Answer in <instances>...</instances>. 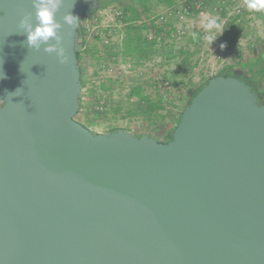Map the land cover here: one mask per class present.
I'll use <instances>...</instances> for the list:
<instances>
[{"label":"water","instance_id":"95a60500","mask_svg":"<svg viewBox=\"0 0 264 264\" xmlns=\"http://www.w3.org/2000/svg\"><path fill=\"white\" fill-rule=\"evenodd\" d=\"M97 7L63 0L62 64L19 27L38 24L32 0H0V264H264L259 94L215 75L167 141L92 131L78 44Z\"/></svg>","mask_w":264,"mask_h":264},{"label":"rangeland","instance_id":"374dc122","mask_svg":"<svg viewBox=\"0 0 264 264\" xmlns=\"http://www.w3.org/2000/svg\"><path fill=\"white\" fill-rule=\"evenodd\" d=\"M178 1L182 2L186 0ZM241 5V10L237 11V13H243L244 9L247 8L245 3L242 2ZM203 12L209 17L208 20L215 19L219 24V28L213 29L211 32L214 36V40L211 43L205 38L210 34L208 30L198 28L202 20L201 14L199 12L194 13L190 17V21L196 25V29L192 33H197L199 39L191 42V46L189 47H195V52L188 50L190 55L185 60L176 57L177 54L174 57L175 59L170 58V56L167 59L163 58L159 63H155L154 66L147 68L143 75L139 77L135 75V78L138 77L139 84L143 87L145 94H149L152 97H155L157 94V88H155L157 81L164 79L175 83L171 84L172 102L167 103L166 111L170 117L168 124L167 122H162L160 119L158 121L149 120L144 113L146 109L145 104L140 102L136 96L131 97L129 89L121 87L123 83L116 85L117 87L113 89L104 90L110 102L105 110L100 111L98 109V112L93 107L91 109V104H94V99L96 100L99 94L97 88L92 85V80L95 77L97 65L101 61V58L91 56L90 54L82 56L81 60V64L84 67L83 79L87 82L86 85L88 86H85L83 89L85 98L84 108L77 115V120L94 132H108L115 127L127 128L136 135H141L142 131H146V134H154L156 138L161 139L160 141H166L168 138L167 133L176 126L180 112L185 108L190 94L197 86L204 82L205 78L216 74L224 63L236 62L240 56H250L256 49L260 50L263 45V11L255 13L256 18H251V22L253 23L247 22V27L242 26L243 29L240 32L238 47L227 50H221L223 28L217 19H222L223 15L218 4L216 2L210 4L207 0H204ZM253 24L257 25L255 31L252 28L254 27ZM148 27L150 28L151 25L148 24ZM143 37L146 44L147 38L144 32ZM116 58L115 54L110 56V60H116ZM178 60H181L179 67ZM207 66L208 69H206Z\"/></svg>","mask_w":264,"mask_h":264},{"label":"built area","instance_id":"2783aa9c","mask_svg":"<svg viewBox=\"0 0 264 264\" xmlns=\"http://www.w3.org/2000/svg\"><path fill=\"white\" fill-rule=\"evenodd\" d=\"M242 2L245 3V0ZM194 6L202 17L198 28L206 29L205 25L209 17L203 12V1L194 0ZM241 7L242 5L237 7L238 12ZM197 12L186 0L164 8L157 14L148 15L147 18L139 21V23L145 22L151 25L150 28L148 25L146 28L147 42L150 44L154 42L155 45H158V52L151 59L142 60L141 63H137L124 54L126 27L129 22L126 20V12L122 4L115 2L97 8L91 14L84 16L80 20L83 32L81 36L79 35L78 50L81 51L82 56L92 52L101 58L92 80V85L99 91L96 99L97 108L100 111L105 110L110 103L103 85L114 87L118 83L126 85L134 83L135 75L138 77L143 75L147 68L163 59V55L169 47L168 40L164 41L163 39L164 35L168 34L169 40L177 43L196 29V25L190 21V17ZM110 52L116 55V60H110ZM162 87L171 88L170 81L164 79L157 81L155 88L162 89Z\"/></svg>","mask_w":264,"mask_h":264},{"label":"trees","instance_id":"16d2710c","mask_svg":"<svg viewBox=\"0 0 264 264\" xmlns=\"http://www.w3.org/2000/svg\"><path fill=\"white\" fill-rule=\"evenodd\" d=\"M97 1H98L97 8L105 7L115 2H118L123 5L124 10L126 12V20H128L129 22V24L126 27L127 37H125L124 54L127 57L135 60L137 63H141L142 60H145L148 58L146 48L144 47L145 41L143 37V32L147 28L148 24H146L145 22L139 23V21H142L143 19L147 18L148 15L153 14V12H151L152 10L151 3H155L156 5L167 8V7L176 5L178 2V0H97ZM187 1L190 4H192L193 10L197 12V10L194 8L195 7L194 0H187ZM151 23L153 24V22ZM82 32L83 31L80 26L79 28L80 36L82 35ZM223 44H224V47L228 49L237 46L238 37H237L235 29L229 28L225 31ZM89 54L91 56H95V54L92 52H89ZM258 57L259 58H257V60L253 62H248L246 65H243L244 67L238 70H234L233 68H231L225 71H220L210 76L209 78H207L204 82H202L199 86H197L194 89V91L190 94V98L186 105H188L191 102L192 98L208 83L209 79L215 75H226V76L233 75V76L239 77L240 79L246 81L251 86L253 91L259 94L260 103H264V86H263L264 54H259ZM78 58H79L80 68H81V60L83 57H82V53L80 50H78ZM257 61L261 62L259 63L261 65L259 64L256 65ZM81 83H82V95H81L80 111L84 108L85 98H84L83 89L85 88L86 83H87L83 79L82 68H81ZM173 83L174 82H170V84H173ZM103 88L106 90L110 88V86L103 85ZM129 95L131 97L136 96L140 102L145 104L146 109L144 110L145 111L144 113L149 118V120L158 121L160 119L164 123L166 122L167 124L169 123L170 117L166 110H167V103L172 102L171 88L162 87V89L161 88L157 89L156 96L152 97L149 94H145L144 89L141 85H136L132 87L131 91L129 92ZM95 104H96V100L94 99V104H91V109L93 107L94 110H98V108L96 107L97 104L96 105ZM181 115H182V112H180V116L177 119V123L179 122ZM174 128L167 133V137H168L167 140H169L172 137V132ZM117 129L119 128L115 127L109 131H114Z\"/></svg>","mask_w":264,"mask_h":264},{"label":"crops","instance_id":"0c3cea01","mask_svg":"<svg viewBox=\"0 0 264 264\" xmlns=\"http://www.w3.org/2000/svg\"><path fill=\"white\" fill-rule=\"evenodd\" d=\"M207 1L210 4L211 3L214 4L216 2V4H218L219 8L222 11L223 18L222 19H217L220 22V25L223 28V32H222V48H221V50L222 49L223 50H227L228 49V48L224 47L223 39H224L225 31L227 29H229V28H233L236 31V34H237V37H238V44H237L236 47H238L239 40H240L241 29H243L244 26L247 27V25H246L247 22L253 23V22H251V18L255 19L256 18V14L255 13H257V12H254V11L249 10L248 8H245L243 13H241V12H240L241 14L237 13V7L242 4L241 0H207ZM180 2L181 1H178L177 4L180 3ZM151 5H152L151 12H153V15L157 14L159 11L164 9V7L156 5L155 3H151ZM253 26L254 27H252V28L255 31L257 25L253 24ZM258 27H259V25H258ZM146 31H147V29L144 30L145 34H146ZM192 34L193 33L191 32L189 34V36L181 39L177 43H175L174 41L169 40L168 34L164 35L163 39H164V41L168 40L169 47H168L167 52L164 53V55H163L164 57L163 58L167 59L169 56H170V58L171 57L174 58L175 55L177 54L176 57H179V58L185 60L190 55L189 51L195 52V47H191L190 48L189 46H191V42L195 41L196 39H199V37L197 35V38L193 39ZM262 43H263V45H262L260 50L256 49L250 56H246V57L240 56L239 58H237L236 62H233V63L227 62V64L224 63L218 72L225 71V70L231 69V68H233L234 70H238V69L244 67L243 65H246V63L253 62V61L257 60V58H259L258 57L259 54H264V39L262 40ZM144 47L146 48V51H147V54H148V58L147 59H151L155 55V53L158 52V45H155L154 42L152 44L147 42L146 44H144ZM110 53H111V55L114 54L112 52H110ZM180 61L181 60H178V63H179L178 67L180 66ZM259 63H261V62L257 61L256 65L259 64ZM81 68H82V72H83V70H84L83 64H81ZM206 69H208V66L206 67ZM209 77L210 76H208L207 78H209ZM207 78H205V80ZM135 80H137V81H135L134 83L129 84V85L122 84L121 87L124 88V89L128 88L129 92H130L133 86L140 85L139 81H138V77ZM119 84L120 83H118L117 85H119ZM263 86H264V80H263ZM114 87H117V86L115 85ZM114 87H110V88L113 89ZM110 88H108V89H110ZM123 129H127V128H123ZM141 133L144 134V133H146V131H142ZM147 134H149V133H147ZM151 135H154V134H151Z\"/></svg>","mask_w":264,"mask_h":264},{"label":"clouds","instance_id":"9594fccd","mask_svg":"<svg viewBox=\"0 0 264 264\" xmlns=\"http://www.w3.org/2000/svg\"><path fill=\"white\" fill-rule=\"evenodd\" d=\"M63 0H32V6L35 9V17L38 21L37 26L33 28L31 23V13L26 14L21 18L19 27L27 32V43L30 47L39 49L42 43L48 42L50 39L55 40V44H49L45 49L47 53H56L60 59V63H66L68 57L65 55V49L61 45V37L59 30L63 27L60 21L56 19V14L59 11ZM246 7L254 12L264 11V0H245ZM79 21V17L71 12L63 16V23L68 26H73ZM205 28L210 33L205 38L211 43L214 36L211 34L213 29H218L219 24L215 19H210L205 25ZM193 39L197 38V34H192ZM5 78L0 72V79ZM15 93V92H14ZM13 94V93H9Z\"/></svg>","mask_w":264,"mask_h":264},{"label":"flooded vegetation","instance_id":"af4514ba","mask_svg":"<svg viewBox=\"0 0 264 264\" xmlns=\"http://www.w3.org/2000/svg\"><path fill=\"white\" fill-rule=\"evenodd\" d=\"M151 135V134H150ZM152 136H154V135H152ZM155 137V136H154ZM158 139V138H157ZM159 140V139H158ZM161 140V139H160ZM162 141H165V140H162Z\"/></svg>","mask_w":264,"mask_h":264}]
</instances>
